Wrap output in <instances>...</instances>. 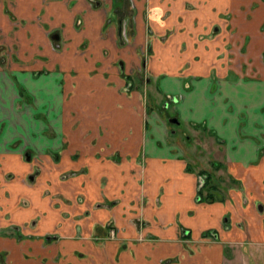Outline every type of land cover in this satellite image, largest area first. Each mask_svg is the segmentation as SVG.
I'll use <instances>...</instances> for the list:
<instances>
[{"label":"crops","instance_id":"crops-1","mask_svg":"<svg viewBox=\"0 0 264 264\" xmlns=\"http://www.w3.org/2000/svg\"><path fill=\"white\" fill-rule=\"evenodd\" d=\"M0 34L8 264H264V0H0ZM140 43L142 70L204 132L219 198L197 200L202 169L122 90ZM82 69L105 89L116 76L110 120L90 113Z\"/></svg>","mask_w":264,"mask_h":264},{"label":"rangeland","instance_id":"rangeland-1","mask_svg":"<svg viewBox=\"0 0 264 264\" xmlns=\"http://www.w3.org/2000/svg\"><path fill=\"white\" fill-rule=\"evenodd\" d=\"M192 7L193 6H188V8H192ZM220 20L221 19H219V21ZM120 27H121L120 34L123 36V39L127 40L128 35L126 33V29L123 28L124 21H122V24ZM0 40H2L1 34H0ZM48 45H50L52 48L59 47V41L53 42L49 40ZM136 46L134 44V46H132L131 49L135 50ZM144 46L145 45L143 43L139 44L140 52H139L138 57L128 58L127 61H128L129 69L126 72H130L129 70H132V68H135L136 70H138V72L136 74H131L132 76L130 77H127L126 76L127 74H124L123 77H125V81H124V86L122 90L124 92H127V95L132 97L134 100H141L142 106L145 110V111L141 110L140 112L141 122L145 119L146 121H148V127L150 128L151 126L150 122L152 120L157 121V124L155 125L156 127L155 132L161 133L163 131L161 134L165 137V140L167 142L173 143L176 146V148L183 149L184 150L183 154L187 158L190 159L191 165L194 166V163H195L196 167H200V169L202 170L203 169L210 170L209 161L207 159L209 158V155L205 154V148L209 146L208 141L199 137V136L203 137L204 132L201 130L200 127L193 128L192 125H190V123L184 121V119L181 117L180 112L178 111V108H176V102L179 99V96L171 95L168 97L167 95L161 93L159 90L158 82H157L158 80H154L152 78L149 79L147 76L148 74L142 70L143 67H146V63L148 61L147 58H141L142 56L146 55V49H144ZM9 49L10 48L7 47V50ZM2 50H6V48L3 46ZM69 52L68 50L65 52L66 58L63 59L64 65L69 64L68 59L69 60L73 59L75 60L74 62L76 64L80 65V63H82L81 58L84 57V55H77V54H73ZM42 55L48 56L45 52L40 51L39 53H34V56L31 58L30 61L35 62V60L38 58H41ZM113 56H115V52H110L109 54L110 58L106 60L109 61ZM39 60L42 61V59H39ZM113 61H115V65L117 67L122 66V63L116 64L118 62V59L117 60L113 59ZM60 69H61V72H63L64 74L65 82L68 81L67 75L71 74L73 76V73L76 72L75 69L69 70L65 68L64 66L62 67L60 66ZM93 69H96V68H93ZM84 71L85 70L82 69V72H81L82 75H79L77 73L76 76H74L77 78L74 80L76 81V83H79V85L87 84L85 88L84 89L81 88L80 91H81V94L86 95V99H93L94 107L92 111H90V113L94 117L97 116L100 120L102 119L110 120L113 114V104H111L110 102L115 101L114 100L115 97L112 91L113 88H110L109 86H111L112 84H115L116 76H114V79H113L112 78L113 75L111 74L112 77L109 78V80L106 81V83H104L107 87V89H105L100 86H97L99 82L95 80H88V79H92L90 77H93V76L90 74L91 72L89 71L84 72ZM80 76L85 78V79H82L81 82H80V79H81ZM105 76L109 77L110 74H106ZM134 108H135V102H134L133 109ZM87 113L88 111L85 112L83 116H85ZM73 114H74L73 116L75 117L77 115V112H73ZM171 118H176L178 121H172ZM158 122H159V125L161 126L158 125ZM51 235H53V233H50L49 235L50 238H52ZM58 235L56 234L55 237H57Z\"/></svg>","mask_w":264,"mask_h":264},{"label":"trees","instance_id":"trees-1","mask_svg":"<svg viewBox=\"0 0 264 264\" xmlns=\"http://www.w3.org/2000/svg\"><path fill=\"white\" fill-rule=\"evenodd\" d=\"M211 171L200 170L199 174L203 175V181L198 185L196 198L197 200H214L220 196L215 194V190H219L220 186L211 180ZM222 197V196H221Z\"/></svg>","mask_w":264,"mask_h":264},{"label":"flooded vegetation","instance_id":"flooded-vegetation-1","mask_svg":"<svg viewBox=\"0 0 264 264\" xmlns=\"http://www.w3.org/2000/svg\"><path fill=\"white\" fill-rule=\"evenodd\" d=\"M24 156L27 158V159H30L31 158V156H30V154L28 153V152H25V154H24ZM34 171H36V169L35 170H33L32 172H29V174H28V177L29 178H32L33 176H34ZM26 178H27V176H26ZM28 178V179H29ZM36 221V218H32L31 220H29V221H27V222H25L24 224H21V225H19V224H15V223H12L11 225H9V226H7V229L6 230H8V232H14L15 233V235L17 236V235H19V236H22V234H21V232H19V233H17V228L18 229H20V228H31V227H33L34 226V222ZM108 226L110 225V224H107ZM107 226V227H108ZM54 234H56V233H53V235ZM50 234H48L47 236H49ZM5 254H6V252L4 251V252H0V263L1 264H8L7 262H6V260H5Z\"/></svg>","mask_w":264,"mask_h":264},{"label":"water","instance_id":"water-1","mask_svg":"<svg viewBox=\"0 0 264 264\" xmlns=\"http://www.w3.org/2000/svg\"><path fill=\"white\" fill-rule=\"evenodd\" d=\"M172 121H178L176 118H171Z\"/></svg>","mask_w":264,"mask_h":264}]
</instances>
